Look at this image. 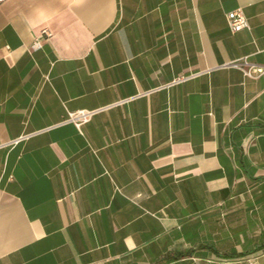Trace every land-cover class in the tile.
Returning a JSON list of instances; mask_svg holds the SVG:
<instances>
[{
	"label": "crops",
	"instance_id": "1",
	"mask_svg": "<svg viewBox=\"0 0 264 264\" xmlns=\"http://www.w3.org/2000/svg\"><path fill=\"white\" fill-rule=\"evenodd\" d=\"M243 59L264 66V0H0V264H264Z\"/></svg>",
	"mask_w": 264,
	"mask_h": 264
},
{
	"label": "built area",
	"instance_id": "2",
	"mask_svg": "<svg viewBox=\"0 0 264 264\" xmlns=\"http://www.w3.org/2000/svg\"><path fill=\"white\" fill-rule=\"evenodd\" d=\"M227 20H228L229 28L232 32H239L243 29H249L250 28L248 18L246 17V15L244 14V12L241 8H238V9L228 13ZM41 35L46 37L47 39H49L51 37V32L49 30L45 29V30H42ZM40 48H42V41L39 38H36V40L34 41V44H33V49L38 50ZM222 67H224V68H226V67L237 68V69L241 70L244 73V75L248 78H258L259 76L264 74V66H258L256 64L249 62L246 59L234 61V62L226 64ZM196 75L197 74L188 75V76H181L180 78H178L174 82L167 84V85L163 86L162 88H158L156 90L144 92L142 94H139V95L131 97V98H126L124 100H120L114 104H111L109 106H105L103 108H99V109H95V110H79V111H73V112L68 111L66 118L63 121V123L73 124L78 130H81L83 128V126L86 125L87 123H89L95 115H97L101 112L107 111V110L114 108V107H117V106H121V105L126 104V103H128V102H130L136 98L147 96V95H149V94H151L157 90L169 88L175 84L184 82V81L188 80L189 78H192ZM27 138H28V136H23V137L17 138L15 140H13V142H11L10 145H15V144L19 143L20 141L27 139Z\"/></svg>",
	"mask_w": 264,
	"mask_h": 264
}]
</instances>
